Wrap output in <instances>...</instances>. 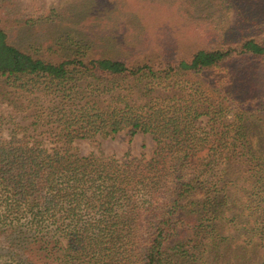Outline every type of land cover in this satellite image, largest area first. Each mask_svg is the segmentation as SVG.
Masks as SVG:
<instances>
[{
	"label": "trees",
	"instance_id": "16d2710c",
	"mask_svg": "<svg viewBox=\"0 0 264 264\" xmlns=\"http://www.w3.org/2000/svg\"><path fill=\"white\" fill-rule=\"evenodd\" d=\"M254 6L181 55L55 58L10 43L16 21L0 5L2 90L26 95L0 113V264H264V20ZM187 72L224 76L210 93L168 79ZM122 131L150 134L151 154L74 147Z\"/></svg>",
	"mask_w": 264,
	"mask_h": 264
},
{
	"label": "rangeland",
	"instance_id": "374dc122",
	"mask_svg": "<svg viewBox=\"0 0 264 264\" xmlns=\"http://www.w3.org/2000/svg\"><path fill=\"white\" fill-rule=\"evenodd\" d=\"M248 1L233 0V6L225 9L212 0H0V5L16 21L5 27L8 41L22 49L55 58L76 50L87 57L116 58L149 48L181 55L190 47L209 43L210 34L219 35L240 20L236 8ZM252 11V17L264 20V0H257ZM223 74L187 72L168 79H189L210 93L211 79ZM2 86L0 82V113L25 103L21 96L26 95L8 93ZM200 120L205 125L206 117ZM128 139L122 131L114 138L78 139L74 147L81 155L121 158L126 153L148 157L155 146L148 133L138 132Z\"/></svg>",
	"mask_w": 264,
	"mask_h": 264
}]
</instances>
